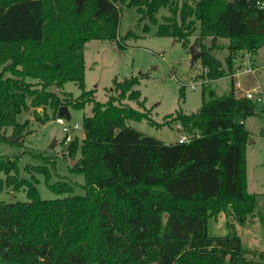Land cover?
Instances as JSON below:
<instances>
[{"label": "trees", "instance_id": "obj_1", "mask_svg": "<svg viewBox=\"0 0 264 264\" xmlns=\"http://www.w3.org/2000/svg\"><path fill=\"white\" fill-rule=\"evenodd\" d=\"M119 2L157 25L158 36L186 48L197 43L203 91L231 75L228 94L210 90L196 112L172 115L189 141L166 143L128 123L149 117L122 101L141 100L140 77L115 78L118 95L106 102L86 89L85 43L124 47ZM164 8L169 14L158 23ZM222 37L230 40L227 68L212 52ZM263 45L264 0H0V139L8 141L9 127L24 135L28 120L19 116L31 108L45 122L48 107L55 118L61 105L92 107L83 137L66 145L72 170L84 175L83 193L72 181L52 182L55 160L44 156L43 165L27 167L59 196L42 198L37 183L20 175L19 157L0 152V193L25 188L28 199L0 201V264H264V250L245 247L240 234V226L264 219L247 176L245 121L259 102L239 97L232 76L234 58ZM68 81L81 88L77 101L52 90ZM222 213L228 233L212 235L209 221Z\"/></svg>", "mask_w": 264, "mask_h": 264}, {"label": "rangeland", "instance_id": "obj_2", "mask_svg": "<svg viewBox=\"0 0 264 264\" xmlns=\"http://www.w3.org/2000/svg\"><path fill=\"white\" fill-rule=\"evenodd\" d=\"M121 9V20L119 28L118 41L123 43L124 47L114 41L92 39L85 43L84 59L86 61V89L93 90L96 99L106 102L112 94L118 95L114 91V79L120 81L131 76L140 77V83L137 88L140 90L141 100L123 99V103L130 104L140 111H148L149 117L143 120L129 119L128 123L141 130L144 134L154 136L161 141L171 143L177 141L181 135L186 133L180 130L172 117L183 111L193 113L198 110L203 97L210 98V90L216 91V95H224L230 92L232 86V77L224 76L216 82L208 83L203 91L202 85L192 89L190 82L199 79L201 70L200 60H196L192 65V58L189 48H186L182 41L174 40L168 36H158L156 31L158 26L152 24L147 19H141L142 14L134 6L119 2ZM169 14L168 9H162L158 14V23L162 22V15ZM150 25V29L145 28V24ZM132 31L128 37L126 34ZM126 36V37H125ZM123 37V40L120 38ZM230 40L218 38L216 47L212 50L214 55L219 57L225 68L226 60L229 55ZM211 45V40H207V46ZM200 49V48H199ZM255 53L256 67L255 73H240L238 76L241 82V88L236 91L245 93L247 89L260 86L264 89V45ZM241 64V58H234V71ZM228 74V72H227ZM187 76V77H186ZM183 86V94L181 87ZM67 100L77 101L81 97V88L74 81H68L63 89H52ZM140 102H144L141 105ZM72 114L68 121L71 126L77 122L80 127L73 129L71 140L77 136L83 137L82 120L85 115H90L91 105L75 108L68 105ZM40 112L42 108L38 109ZM31 108L26 113L19 116L20 122L27 121L24 135H17L19 138L13 142L0 139V152L7 156H18L20 165V175L31 179L37 183L42 198H53L59 196L45 181L44 174L30 169L28 165H43L41 159L44 156L55 160V167L49 168L52 172L51 181L69 180L75 183L74 193H83L82 183L85 182L84 175L81 172L72 170L73 159L66 154L65 132L62 125L56 122V118L47 108L48 120L41 122L37 120ZM264 102H259L257 114L247 117L245 124L251 132L247 147V176L248 190L263 193L259 196L260 204L258 211L264 212ZM173 115V116H172ZM7 135H13L12 127L7 130ZM56 140L54 146L52 142ZM76 161V160H75ZM76 166V165H75ZM27 201L26 189L6 188L0 193V201L12 200ZM228 216L222 213L209 221L208 228L212 235H224L228 233L226 227ZM240 234L243 238V244L248 248H257L264 250V219L256 223H246L240 226ZM264 261V259H262Z\"/></svg>", "mask_w": 264, "mask_h": 264}, {"label": "built area", "instance_id": "obj_3", "mask_svg": "<svg viewBox=\"0 0 264 264\" xmlns=\"http://www.w3.org/2000/svg\"><path fill=\"white\" fill-rule=\"evenodd\" d=\"M254 57H255L254 54L249 51L246 52L245 54L240 55L241 64H239L237 66V70L232 73L233 74L232 76L235 77L234 86L236 90L241 88V82L238 78L240 73H246V72L255 73L256 67H254V63H255ZM207 72L208 70L206 68L204 70V73L207 74ZM206 81H208L207 77L206 78L199 77V79H195L194 81H191L190 86L192 87V89H196L198 85H203V83ZM212 81L215 80L213 79ZM237 95L239 97L253 98L256 99L258 102H264V89L261 88L260 86H255L250 89H247L245 93H242L241 91H237ZM263 117H264V113H263ZM56 122L62 125V130H64L66 136L65 142H69L71 140V133L73 129H78V127H80L78 122L74 124V126H71L70 123H68L67 118L62 115H58V117L56 118ZM189 140H190V136L188 135L187 132L184 135H181L180 138L178 139L179 142L180 141L185 142Z\"/></svg>", "mask_w": 264, "mask_h": 264}, {"label": "water", "instance_id": "obj_4", "mask_svg": "<svg viewBox=\"0 0 264 264\" xmlns=\"http://www.w3.org/2000/svg\"><path fill=\"white\" fill-rule=\"evenodd\" d=\"M228 1H232V0H228ZM189 50H190V55H191V58H192V65H194L196 60L198 59V57H201L204 54V51L199 49V47H198L196 42H194L190 46ZM58 113H59V115L65 116L68 121L71 120V118H72V114L69 111L68 105H61L60 108H59ZM180 129H182V128H179V130ZM189 131H191V130H189ZM18 138H19V136H17V135H10V136H8V141L9 142L10 141L13 142V141L17 140ZM55 141L56 140L54 139V141L52 142L51 147L54 146ZM71 164L73 166H75L77 163H76L75 160H72Z\"/></svg>", "mask_w": 264, "mask_h": 264}, {"label": "crops", "instance_id": "obj_5", "mask_svg": "<svg viewBox=\"0 0 264 264\" xmlns=\"http://www.w3.org/2000/svg\"><path fill=\"white\" fill-rule=\"evenodd\" d=\"M253 54L255 55V53H253ZM254 58H255V57H254ZM186 77H187V76H186ZM216 81H217V80H215V81H213V82H216ZM68 108H69V107H68ZM180 130H183V129H180ZM180 130H179V131H180ZM253 192H256V191H253ZM256 193H258L259 196H260V195H263V193H259V192H256ZM247 248H248V247H247ZM249 249H257V248H252V247H251V248H249ZM257 250H261V249H257Z\"/></svg>", "mask_w": 264, "mask_h": 264}]
</instances>
